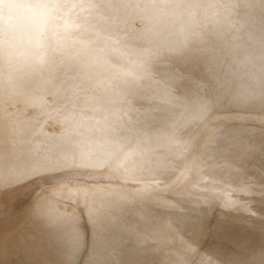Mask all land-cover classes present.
I'll return each instance as SVG.
<instances>
[{
  "label": "rangeland",
  "instance_id": "374dc122",
  "mask_svg": "<svg viewBox=\"0 0 264 264\" xmlns=\"http://www.w3.org/2000/svg\"><path fill=\"white\" fill-rule=\"evenodd\" d=\"M241 1L102 0V16L87 37L88 48L41 69L8 64L0 56L1 148L3 138L7 141L5 153L0 150V264H19L9 257L5 242L10 231L20 227L48 233L57 247L58 241H75L67 260L57 263L47 262L33 242H21L19 251L27 264H143L147 260L163 264L172 257L181 260L175 264H225L223 253L229 249L218 234L203 235L206 231L197 225L187 234L171 222L166 204L193 206L198 222L210 208L220 206V198L214 197L217 192L231 201L239 194L250 197L257 192L256 180L264 175V0L257 10L262 18L244 25L243 35L252 37L243 42L238 35L240 19L255 9ZM195 37L204 39V53L193 47ZM250 43L262 47L258 65L252 57L259 48L252 52ZM88 51H94L100 61L95 62L97 57ZM100 62L108 66L104 71ZM254 63L252 76L258 77L261 71L260 80L232 84L236 78H240L237 82L245 79L241 72ZM231 89L236 95L227 101ZM32 101L35 104L30 106ZM66 116L71 126L63 119ZM101 120L105 126L111 124L104 136L98 130L104 126ZM22 121L34 128L33 135L24 139ZM236 127L241 132L237 137L221 138L227 152L239 150V141H253L241 147L239 167L231 160L232 169L217 171L225 161L221 154L210 157L211 161L208 158L210 152L220 150L219 145L224 146L219 140L213 143L215 136ZM209 171L211 176L206 175ZM247 187L251 190L244 192ZM34 200L46 208L41 210ZM236 206L234 210L243 209ZM199 207H205L204 211ZM253 208L262 205L254 203L249 209ZM112 214L123 217V223L113 220L114 225ZM260 218L259 225L250 228L264 229V217ZM46 229L53 231L49 234ZM167 235H172L170 240ZM100 244L105 247L102 253L92 250ZM134 244L137 249L132 248ZM239 257L236 261L243 264Z\"/></svg>",
  "mask_w": 264,
  "mask_h": 264
},
{
  "label": "bare ground",
  "instance_id": "6f19581e",
  "mask_svg": "<svg viewBox=\"0 0 264 264\" xmlns=\"http://www.w3.org/2000/svg\"><path fill=\"white\" fill-rule=\"evenodd\" d=\"M214 1V3H216V4H219V2H220V4L221 3H223L224 2V0H213ZM244 1V2H243ZM241 4H243V5H246L247 7H249V9H251V10H253V9H255V11H249V12H246V14L243 16V17H241V19H240V21L243 23L242 24V26L241 27H239V34L238 35H240V37H243L244 39L241 41L240 40V42H243V41H246V40H248L250 37H252V35H249L250 37H245L243 34H244V32L247 30V26L245 27L244 25L246 24V25H250V24H253L254 22H257L258 20H260V18H262V14L260 13V12H257V10L258 9H260V8H262L263 6H262V4H263V1L262 0H242L241 2H240ZM229 9V7L227 8V10ZM229 11V10H228ZM254 18V20H252ZM237 31V27H236V29L234 30V32H236ZM254 40V39H253ZM235 42H237V41H233V43H235ZM231 43H232V41H231ZM232 43V44H233ZM250 48H251V51L253 52V51H257L258 50V48H259V52H257V53H255V54H253V57H252V59H253V61L258 65V63L257 62H259L258 60H260L261 59V57H262V55H263V53L262 52H260L262 49V47H261V45L259 46V47H254V45H253V43H250L249 45H248ZM247 46V47H248ZM253 49V50H252ZM264 50V49H263ZM262 50V51H263ZM239 51H242L241 49L239 50ZM134 57V56H133ZM251 59V60H252ZM5 60L7 61V63L8 64H10L11 62H9L6 58H5ZM255 63L249 68V69H247V71L245 70L246 68H244L243 70H245V71H243V72H241L242 73V76L244 75V77H245V79H242V80H240V82H237L240 78H236L234 81H233V83H232V80L230 81V83H232V84H234V83H239L238 85H240V86H243V85H245L246 83H245V81L247 80H251V81H256V80H260V73H261V71L259 72V76L258 77H256V76H252V74H254L253 73V71H254V68H255ZM81 65V64H80ZM83 66V65H82ZM264 70V69H263ZM262 70V71H263ZM245 83V84H244ZM231 84V85H232ZM19 87V85L18 86H16V87H14V88H18ZM240 88H242V87H240ZM233 89H231V90H229V92L231 93V95H230V98H228L227 99V101L228 100H232V98H234L235 97V95H236V92H233L232 91ZM240 94H241V90H240ZM108 96V95H107ZM229 97V96H228ZM108 99V98H107ZM117 99L118 98H116L115 99V101H117ZM18 104V103H17ZM1 113H3L2 114V116L4 115V110L2 111L1 110ZM1 116V117H2ZM90 119V118H89ZM0 121H2L1 119H0ZM229 121V120H228ZM232 121V120H231ZM99 124H103L104 126H105V121H103V120H101L100 122H99ZM98 124V125H99ZM22 126L24 127V130H25V133H24V135H23V139L24 138H27V137H29V136H31V135H33V132H34V128L30 125V124H27L26 123V121H22ZM86 126H88V127H92V125L91 124H87ZM101 126V125H100ZM100 126H97V127H100ZM104 126H101L100 128H98V130H99V135L101 134V135H107V130H109V132H110V126H111V124L110 123H106V126H105V128H104ZM95 127V126H94ZM251 128H254V127H251ZM256 128V130H258V128L257 127H255ZM240 128L238 127H236V128H228V129H226V133L225 134H223V133H221V134H217V136H215L216 137V139H215V141L213 142L214 144H216V143H218V140L222 143V141H221V138L223 139V140H227L230 136H238V134L239 133H241L240 132V130H239ZM243 129V128H242ZM198 130V129H197ZM196 130V131H197ZM245 130V129H244ZM78 131V130H77ZM106 131V132H105ZM247 131V130H246ZM103 133V134H102ZM20 134V133H19ZM247 136V134H244L243 135V137H246ZM17 138V137H16ZM15 138V139H16ZM17 139H20V138H17ZM16 139V140H17ZM246 139H248L247 137H246ZM251 141H253L252 139L251 140H245V142L244 141H239V142H237L238 143V145H239V150H237L238 148H236V152L235 153H233V152H227V147L228 146H226V145H224V143H222L224 146H221V145H219V147H218V149H220L218 152H210L209 154H208V158H209V160L211 161L212 159H210V157H215V155H219L220 156V154H221V156H223V160L225 161V163L222 165V166H220L219 168L220 169H216L217 171H219V170H226V171H229L228 169H232L233 168V166H231V164H228L229 163V161H231V160H233V163H235V165H236V167H239L238 166V164H239V162L242 160L241 158H240V150H241V147L242 148H244V147H246L247 145H248V143H250ZM74 142V141H73ZM106 141L105 140H103V142H102V144H105L104 146H106V143H105ZM243 142H244V144H243ZM66 144H67V142H65ZM98 143H100L101 144V142H98ZM27 144V143H26ZM63 144V143H62ZM74 144V143H73ZM73 144H72V146H73ZM101 144V146L103 147V145ZM242 144H243V146H242ZM61 145V144H60ZM64 146H65V144H63ZM75 145H77L76 144V142H75ZM62 146V145H61ZM69 146H71L70 144H69ZM71 146V147H72ZM77 146H79V145H77ZM66 147V146H65ZM97 147H99V148H101L100 146H97ZM70 148V147H69ZM222 161V160H221ZM218 168V167H217ZM0 170H1V165H0ZM217 171H214V173L216 174V172ZM240 172H242V171H240ZM200 173L201 174H204V167H203V169L200 171ZM213 174V173H212ZM113 175V174H112ZM206 175H208V176H211V172L209 171ZM219 175H221L222 177H223V175L224 174H222V173H220ZM237 175H243L242 173L240 174L239 172L237 173ZM249 174H246V176H248ZM253 175V174H252ZM72 176V175H71ZM105 177V176H104ZM117 177H119V176H117ZM203 177H204V175H203ZM62 178V177H61ZM87 178V177H86ZM121 178V177H120ZM106 179V178H105ZM104 179V180H105ZM254 179V178H253ZM116 180V179H115ZM156 180H158V179H156ZM186 180V179H185ZM184 180V181H185ZM108 181V180H107ZM155 181V180H154ZM216 181V180H215ZM148 182V181H147ZM151 182V181H150ZM256 183H257V185H259L258 187H260V185L263 187L262 189L264 190V175H261V176H259L258 177V179L256 180ZM142 186V185H141ZM40 187V186H39ZM124 187V186H123ZM181 187V186H180ZM257 187V186H256ZM255 186H254V188H256ZM257 187V192H254V191H252L255 195H252V196H250V197H246V195H244L243 197H241V195L242 194H239L240 196H236L237 198H235V199H233L232 201L230 200V198H227V199H224L223 197H220L219 195H221V193H223V192H217L215 195H214V197L216 198V199H218L217 197H219L220 198V206H217L216 208H210V210H208V212L206 213V215L205 216H200V217H198V222H196L195 221V208L193 207V206H190V205H188V204H185L184 206L183 205H177V204H173V203H168V205L166 204V206L168 207L167 209H169V211H168V213H169V216H170V220H171V222H173L175 225H176V227H179V228H183V230L188 234L189 232H191L192 231V229L193 228H195L196 227V225L197 226H202V229H203V232L204 231H206V233L204 234L203 232V235H206L207 233H217L218 235V238H219V240L220 239H222V241L220 242L224 247L226 246V248H228L229 250L228 251H226L225 253H223V258L225 259V261H223V262H225V264H239V259H237L239 256H241L242 258H243V264H255L254 263V261L255 260H257V263L256 264H258V262H259V264H264V229H262V230H258V227H257V229L255 230V229H252V227L250 228V226L251 225H253V226H257V225H259V223H260V221H258V220H260L261 218L260 217H264V191L263 192H261L260 190H259V188ZM143 188V187H142ZM144 188H146L145 186H144ZM239 188V187H238ZM237 188V189H238ZM252 188V187H251ZM261 188V187H260ZM237 189H234V191H236ZM246 189H249L248 187L247 188H245V189H243L244 190V192H246L247 190ZM33 191H34V189H32ZM246 190V191H245ZM249 190H251V189H249ZM260 191V193H259V191ZM10 191V190H9ZM21 191V190H20ZM25 192V191H24ZM101 192V191H100ZM230 191H225V193H227V195H228V193H229ZM236 192H238V191H236ZM235 192V193H236ZM249 192V191H248ZM251 192V193H252ZM26 193H27V191H26ZM239 193V192H238ZM238 193H236V194H238ZM241 193H242V189H241ZM252 193V194H253ZM4 194V193H3ZM22 194V193H21ZM248 194V193H247ZM250 194V193H249ZM6 196V195H5ZM223 196H224V193H223ZM230 196V195H229ZM229 196H227V197H229ZM9 197V196H8ZM7 197V198H8ZM38 197V196H37ZM232 198V197H231ZM10 199V198H9ZM219 200V199H218ZM6 201V200H5ZM37 201H38V199H37ZM39 202V201H38ZM21 203V202H20ZM35 203H37V202H35V200H34V204ZM254 203H261V205H262V208H260V209H255V208H253V209H249V207H252V205L254 204ZM7 204V203H6ZM33 204V206H35ZM43 204V203H42ZM200 205V204H199ZM209 205V204H208ZM236 205H242V207L241 208H243V209H240L239 210V207H238V209L237 210H234L237 206ZM37 207L39 206L38 205V203H37V205H36ZM46 205H40L39 207L41 208L42 207V209L41 210H44L46 207H45ZM90 206H93V205H90ZM203 206V205H202ZM37 207H35V209L34 208H32L33 209V212L35 211L36 212V208ZM49 207V206H48ZM94 207V206H93ZM206 207V206H205ZM204 207V208H205ZM208 207V206H207ZM214 207H215V205H214ZM254 207V206H253ZM89 208V207H88ZM200 209H202L201 207H199ZM204 208L201 210V211H204ZM6 209V208H5ZM31 209V210H32ZM48 209V208H47ZM92 209V208H91ZM208 209V208H207ZM40 210V209H39ZM50 210H52V209H50ZM89 210H90V208H89ZM110 210V209H109ZM243 210V211H242ZM248 210V212H246V211ZM250 210V211H249ZM15 211V210H14ZM48 211H49V209H48ZM57 211V210H56ZM246 213H245V212ZM23 212V211H22ZM32 212V213H33ZM42 212V211H41ZM44 212V211H43ZM52 212V211H51ZM54 212H55V209H54ZM92 212V211H91ZM241 212V213H240ZM44 213H46V212H44ZM255 213L257 214V216H254L255 215ZM8 214V213H7ZM34 214V213H33ZM32 214V215H33ZM47 214V213H46ZM51 214V213H50ZM83 214V213H82ZM199 214V213H198ZM245 215H247V217L245 218L244 216ZM9 216V218H10V214L8 215ZM40 216H42V215H40ZM46 216H48V214L46 215ZM50 216V215H49ZM53 216V215H52ZM55 216H57V215H55ZM199 216V215H198ZM7 217V216H6ZM6 217H5V219H6ZM19 217V216H18ZM45 217V216H44ZM57 217H59V216H57ZM196 217H197V215H196ZM243 217V218H242ZM4 218V217H3ZM41 218V217H40ZM42 218H43V216H42ZM47 219H49L48 217H46ZM61 219H62V217H60ZM111 219V222L114 224V222H113V220H117L118 221V224H119V222H121V223H123L122 221L124 220V218L123 217H121V216H119V215H117V214H112V216L110 217ZM259 218V219H258ZM11 219V218H10ZM44 219V218H43ZM123 219V220H122ZM263 219V218H262ZM28 220V219H27ZM30 220V219H29ZM52 220V219H51ZM126 220V219H125ZM264 220V219H263ZM11 221V220H10ZM31 221V220H30ZM62 221H63V219H62ZM64 221H67V220H64ZM87 222V221H86ZM241 222H243V223H241ZM1 223V222H0ZM7 223V222H6ZM10 223V222H9ZM30 223V222H29ZM32 223V222H31ZM37 223V222H36ZM51 222H49V223H47V225L49 224L50 226H52L53 225V223H52V225L50 224ZM55 223H58V222H55ZM18 224V223H17ZM23 224V223H22ZM40 224V223H39ZM72 224V223H71ZM7 225H9V224H7ZM13 225V224H12ZM15 225V224H14ZM37 225V224H36ZM41 225V224H40ZM48 225V226H49ZM58 225H62L61 223L60 224H58ZM79 225V224H78ZM115 225V224H114ZM21 226V225H20ZM74 226V225H73ZM81 226V225H80ZM263 226H264V224H263ZM1 227V226H0ZM35 227V226H34ZM53 227V226H52ZM52 227H48V228H50V230H51V228ZM55 227V226H54ZM75 227H76V224H75V226H74V231H75ZM90 227V226H89ZM2 228V227H1ZM5 228H7V227H5ZM13 228V227H12ZM31 228H33V226L31 227ZM40 228V227H39ZM46 228V227H45ZM57 228H61V227H59V226H57V227H55V229H57ZM67 227H65L64 229H66ZM119 228H120V226H119ZM199 228V227H198ZM28 229V230H27ZM27 229L24 227H20L19 229H17V230H12V231H10V234L9 235H7L8 236V238H7V242H5V241H2V243H6V248L8 249V253H9V257L10 258H12L13 259V261L14 260H18L19 261V264H27L28 262H26L24 259H23V256L21 255V252L19 251V247H20V245H21V242L23 243V242H25V241H30V242H33V244L34 245H36L39 249H40V251L42 252V255L47 259V262L49 261L50 263H57V262H61V261H65V260H67V255H69L68 253H69V250L70 249H74V246H72L74 243H75V241H73L74 240V238H73V240H72V242H70V240H69V242H67V244L69 243L71 246H68V245H66L65 243H63V242H61V243H59V241L57 242L58 244H59V247H57L56 245H55V243H54V239H52V237L51 236H49L48 235V233L46 234V233H39L40 232V230H39V232H37V231H35V232H37V233H39L40 235H36V234H34L35 232H33V230L31 229L30 230V228H28L27 227ZM36 230H38L37 228H35ZM54 229V228H53ZM72 229H73V227H72ZM79 229H81V228H79ZM78 229V230H79ZM115 229H116V226H115ZM177 229V228H176ZM175 229V230H176ZM201 229V230H202ZM260 229V228H259ZM25 230H27V231H25ZM42 230H44V228L42 229ZM46 230H49V229H46ZM49 230V234H50V232H52V231H50ZM76 230H77V227H76ZM24 231V233H23V237L21 236V232H23ZM55 231V230H54ZM56 231H58V230H56ZM66 231V230H65ZM68 231V230H67ZM74 231H72V232H74ZM46 232H48V231H46ZM182 232V231H181ZM58 233V232H57ZM62 233V232H61ZM63 233H66V232H63ZM62 233V234H63ZM75 233V232H74ZM77 233H79V232H77ZM89 233V232H88ZM169 233V232H168ZM52 234V233H51ZM55 234V233H54ZM59 235H60V233H58ZM57 234V235H58ZM66 234H69V232H67ZM117 234V233H116ZM178 234H182V233H178ZM201 234V233H200ZM65 235V234H64ZM75 235V239H76V233L74 234ZM90 235V234H89ZM89 235H86V240L87 241H89V238H90V236ZM118 235V234H117ZM55 236V235H54ZM60 236H62V235H60ZM77 236H78V234H77ZM110 236V235H109ZM168 236V238H169V236H172V235H167ZM177 236H179V235H177ZM213 236V235H212ZM215 236V235H214ZM6 237V236H5ZM56 237V236H55ZM54 237V238H55ZM65 237V236H64ZM63 237V238H64ZM68 237V236H67ZM85 237V236H84ZM189 237H190V235H189ZM188 237V238H189ZM208 237V236H207ZM173 238H175V236L173 237ZM172 237H171V239H173ZM181 238H183V234H182V237ZM181 238H179L178 239V241L181 239ZM186 238V237H185ZM199 238V237H198ZM5 239V238H4ZM67 238L65 237V239L64 240H66ZM196 239V238H195ZM194 239V240H195ZM200 240L201 239H203V238H199ZM208 239H209V237H208ZM214 239V238H213ZM63 240V241H64ZM169 240H170V238H169ZM182 240V239H181ZM197 240V239H196ZM214 240H216V239H214ZM219 240H218V242H219ZM62 241V240H61ZM175 241H176V239H175ZM182 241H184V240H182ZM181 241V242H182ZM198 241V240H197ZM213 241V240H212ZM56 242V241H55ZM109 242V241H108ZM185 242V241H184ZM1 243V242H0ZM4 243V244H5ZM169 243V242H168ZM186 243V242H185ZM188 243V242H187ZM211 243V242H210ZM209 243V244H210ZM216 243V242H215ZM23 245V244H22ZM25 245H27V243L25 244ZM87 245H89V244H87ZM95 245V244H94ZM168 245V244H167ZM177 245V242H176V244H175V246ZM184 245V244H183ZM186 245V244H185ZM188 245H189V243H188ZM191 245V244H190ZM211 245V244H210ZM173 246H174V244H173ZM204 246V245H203ZM202 246V247H203ZM213 246H214V242H213ZM32 247V246H31ZM71 247V248H70ZM88 247V246H87ZM188 247V246H187ZM186 247V248H187ZM205 247V246H204ZM216 247V246H215ZM30 248V247H29ZM92 248H94V249H92L93 251H97V252H99L100 251V253H102V251H104V250H102V249H104L105 247H104V244H100V245H96V246H93ZM132 248H134V249H137V245L136 244H134L133 245V247ZM151 248H153V246H147L146 247V249H149L150 251H154L155 249H151ZM166 248H168V246L166 247ZM165 248V249H166ZM177 248H179V247H177ZM181 248V247H180ZM183 248V247H182ZM193 248H195V247H193ZM199 248V247H198ZM197 248V249H198ZM201 248V247H200ZM214 248V247H213ZM22 249V248H21ZM142 249V248H141ZM163 249V248H162ZM169 249V248H168ZM168 249H166V250H168ZM175 247H174V251H175ZM184 249V248H183ZM197 249H195V251H197ZM23 250V249H22ZM31 250V249H30ZM85 250H88L87 248L85 249ZM84 250V251H85ZM149 250H148V252H149ZM157 250V249H156ZM164 250V249H163ZM178 250V249H177ZM190 250V249H189ZM199 250V249H198ZM200 250H202V249H200ZM199 250V251H200ZM83 251V252H84ZM170 251V250H169ZM198 251V252H199ZM205 251V250H204ZM208 251H210V249H208ZM219 251V250H218ZM86 252V251H85ZM144 252V251H143ZM155 252V251H154ZM165 251H163V253H164ZM183 252V251H182ZM191 252V251H190ZM201 252V251H200ZM212 252V251H211ZM2 253V252H1ZM111 253V252H110ZM172 253H174V252H172ZM176 253V252H175ZM174 253V254H175ZM202 253V252H201ZM204 253V252H203ZM222 253V252H221ZM237 253V254H236ZM145 254V253H144ZM153 254V253H152ZM152 254H150L151 256H153ZM156 254V253H155ZM159 254V251H158V253H157V255ZM161 254H162V251H161ZM161 254H159L158 256H160ZM166 254V253H165ZM167 254H168V252H167ZM171 254V253H170ZM169 254V255H170ZM173 254V255H174ZM185 254H187V253H185ZM207 253L205 252V255H206ZM213 254V253H212ZM218 254V253H217ZM83 255V254H82ZM141 255H143V254H140L139 256H141ZM148 255V254H147ZM156 255V256H157ZM168 255V256H169ZM179 255V254H178ZM188 255H189V253H188ZM237 255H239V256H237ZM30 256V255H29ZM86 255H84V257H85ZM112 256V255H111ZM151 256H150V258H151ZM180 256H182V255H180ZM198 256V255H197ZM210 256V255H209ZM212 256V255H211ZM214 256V255H213ZM219 256V255H218ZM217 256V257H218ZM84 257H82L81 259L83 260V258ZM124 257V256H123ZM154 257V256H153ZM177 257V256H176ZM187 257V256H186ZM139 258V257H138ZM141 258H142V256H141ZM140 258V259H141ZM143 258H144V255H143ZM149 258V257H148ZM179 258V257H178ZM211 258V257H210ZM240 258V257H239ZM136 259H137V257H136ZM154 259V258H153ZM160 259V258H159ZM215 259V258H214ZM214 259H212V260H214ZM221 259V261L223 260L222 259V257L220 258ZM241 259V258H240ZM6 260H7V257H6ZM82 260H80V261H82ZM142 260V259H141ZM145 260V259H144ZM179 260V259H178ZM178 260H177V258H175V257H172L170 260H168L167 261V259H166V261L167 262H165V263H163V264H175V263H179L178 262ZM197 260V259H196ZM200 260H202V259H200ZM211 260V261H212ZM236 260H239L238 262L236 261ZM260 260L263 262V263H260ZM106 261V260H105ZM122 261V260H121ZM139 261V260H138ZM138 261H136V262H138ZM199 261V260H198ZM83 262V261H82ZM116 262H117V260H116ZM134 262V261H133ZM141 262V261H140ZM139 262V263H140ZM146 263H143V264H153V263H151L150 262V260H147V261H145ZM242 262V261H241ZM240 262V263H241ZM80 263V262H79ZM78 263V261H77V264H79ZM181 263V262H180ZM216 263V262H215ZM5 264V263H4ZM7 264V263H6ZM11 264V263H10ZM13 264V263H12ZM81 264V263H80ZM93 264V263H92ZM141 264V263H140ZM196 264V263H195ZM205 264H207V263H205ZM209 264H212V262L210 263V261H209ZM214 264V263H213ZM222 264V263H221ZM242 264V263H241Z\"/></svg>",
  "mask_w": 264,
  "mask_h": 264
},
{
  "label": "clouds",
  "instance_id": "9594fccd",
  "mask_svg": "<svg viewBox=\"0 0 264 264\" xmlns=\"http://www.w3.org/2000/svg\"><path fill=\"white\" fill-rule=\"evenodd\" d=\"M102 0H0V56L41 69L89 47ZM35 104L32 101L30 106ZM43 107V105H36ZM49 118L51 114L46 113ZM71 126L70 117L63 118Z\"/></svg>",
  "mask_w": 264,
  "mask_h": 264
},
{
  "label": "water",
  "instance_id": "95a60500",
  "mask_svg": "<svg viewBox=\"0 0 264 264\" xmlns=\"http://www.w3.org/2000/svg\"><path fill=\"white\" fill-rule=\"evenodd\" d=\"M178 4V3H177ZM193 47L196 49V50H199L200 52H202V53H204V39H198V38H196L195 37V40H194V42H193ZM218 47H216V48H214V49H217ZM194 49V50H195ZM89 53H88V55L89 56H96L97 57V59L95 60V62L96 61H100V59L98 58V56L95 54V52L94 51H88ZM187 55V54H186ZM208 60H211L210 58H208ZM101 63V62H100ZM104 63V62H103ZM103 63H101L100 65H99V67H100V69H102L103 71L108 67V66H104V64ZM84 65L85 66H88L87 64H85L84 63ZM91 67H93V65H91L90 66V68ZM105 68V69H104ZM194 90H196L195 88H194ZM194 93V92H193ZM4 128H7V126H4ZM2 143H3V145H2V147L3 148H1V146H0V150H2L1 152H3V153H5V146H6V139L5 138H3V140L1 141Z\"/></svg>",
  "mask_w": 264,
  "mask_h": 264
}]
</instances>
